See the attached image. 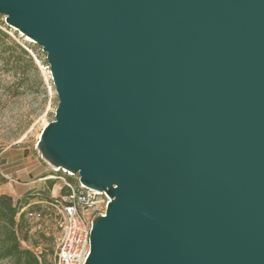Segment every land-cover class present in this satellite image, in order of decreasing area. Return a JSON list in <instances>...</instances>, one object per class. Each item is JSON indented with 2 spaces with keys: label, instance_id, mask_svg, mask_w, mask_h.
<instances>
[{
  "label": "water",
  "instance_id": "95a60500",
  "mask_svg": "<svg viewBox=\"0 0 264 264\" xmlns=\"http://www.w3.org/2000/svg\"><path fill=\"white\" fill-rule=\"evenodd\" d=\"M45 53L37 142L109 202L84 264H264V0H0Z\"/></svg>",
  "mask_w": 264,
  "mask_h": 264
},
{
  "label": "rangeland",
  "instance_id": "374dc122",
  "mask_svg": "<svg viewBox=\"0 0 264 264\" xmlns=\"http://www.w3.org/2000/svg\"><path fill=\"white\" fill-rule=\"evenodd\" d=\"M4 17L0 14L9 37L19 43L29 42L19 31L7 26ZM29 52L33 63L25 55L19 60L9 58V53L0 49V185L15 184L29 177L35 180L30 185L33 194L26 208L41 210L43 218L28 219L27 239L22 244L32 248L44 264H54L60 233V203L66 194L65 181L76 183L78 175L63 169L54 170L50 164L45 178L34 171L35 164L44 160L37 147L39 135L54 119L58 98L45 53L40 46L39 54ZM31 169L32 173L28 174ZM50 180L54 184L48 189ZM37 204L39 207H35ZM0 264L14 263L2 259Z\"/></svg>",
  "mask_w": 264,
  "mask_h": 264
},
{
  "label": "built area",
  "instance_id": "2783aa9c",
  "mask_svg": "<svg viewBox=\"0 0 264 264\" xmlns=\"http://www.w3.org/2000/svg\"><path fill=\"white\" fill-rule=\"evenodd\" d=\"M65 187L66 194L62 196L59 209L60 233L54 264H84L90 249L92 224L104 214L110 198L105 192L86 187L79 180L76 183L65 181ZM26 216L29 220H40L43 213L30 210Z\"/></svg>",
  "mask_w": 264,
  "mask_h": 264
},
{
  "label": "trees",
  "instance_id": "16d2710c",
  "mask_svg": "<svg viewBox=\"0 0 264 264\" xmlns=\"http://www.w3.org/2000/svg\"><path fill=\"white\" fill-rule=\"evenodd\" d=\"M4 28H6L4 23L0 21V49L7 51L9 58L19 60L21 55H25L28 61L33 63L29 50L39 54V46L31 42L19 43L12 40ZM53 184L54 182L50 180L47 184L48 189L52 188ZM31 194L33 193L28 190L20 198L14 200L11 195L0 193V260L10 259L14 264H44L32 248L22 244L27 239L28 232L26 213L30 210H38L26 208V205H29ZM22 208L24 209L21 210Z\"/></svg>",
  "mask_w": 264,
  "mask_h": 264
},
{
  "label": "crops",
  "instance_id": "0c3cea01",
  "mask_svg": "<svg viewBox=\"0 0 264 264\" xmlns=\"http://www.w3.org/2000/svg\"><path fill=\"white\" fill-rule=\"evenodd\" d=\"M49 164L45 160L39 161L38 164H35L34 171L36 172V175L43 176L41 178H45L46 171H48ZM32 173V169L28 171V174ZM29 177V176H28ZM35 180L29 177L23 178L21 182L12 184V183H6V185L1 184L0 185V193H7L11 195L13 198H18L26 191L30 190L32 188L31 183H33Z\"/></svg>",
  "mask_w": 264,
  "mask_h": 264
},
{
  "label": "bare ground",
  "instance_id": "6f19581e",
  "mask_svg": "<svg viewBox=\"0 0 264 264\" xmlns=\"http://www.w3.org/2000/svg\"><path fill=\"white\" fill-rule=\"evenodd\" d=\"M18 31V30H17ZM19 33L22 35V36H25V35H23V33L22 32H20L19 31ZM28 40H31L28 36H25ZM52 166V165H51ZM54 167V166H53ZM55 169H57V167H54Z\"/></svg>",
  "mask_w": 264,
  "mask_h": 264
}]
</instances>
